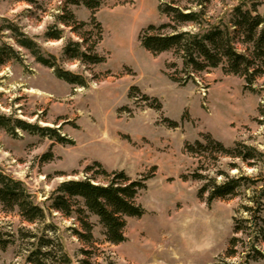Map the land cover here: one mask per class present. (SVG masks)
Instances as JSON below:
<instances>
[{
    "label": "rangeland",
    "instance_id": "obj_1",
    "mask_svg": "<svg viewBox=\"0 0 264 264\" xmlns=\"http://www.w3.org/2000/svg\"><path fill=\"white\" fill-rule=\"evenodd\" d=\"M36 1L0 0V118L8 127H0V170L23 183L46 209V219L29 224L18 210L0 205V229L14 241L0 252V264H28L31 243L37 240L23 236L26 232L61 244L68 264H264V259L245 263L241 246L237 256L227 257L241 201L208 204L199 198L202 183L191 174L209 161L186 150L188 143L210 134L227 147L245 142L264 153V74L247 89L243 77L227 74L223 66L197 74L186 86L173 82L170 76L186 74L181 60L171 52L153 56L139 41L148 26L167 21L159 6L171 0H103L95 16L104 30L98 52L106 62L90 66L71 60L64 46L79 38L56 21L65 1ZM240 1L211 0L209 17L228 19ZM69 9L78 22L91 21L93 14L85 6ZM54 26L64 29L62 40L47 37ZM23 37L37 44L40 55L54 56L64 69L86 77L87 87L59 79L53 68L19 45ZM172 63L177 67L167 68ZM17 121L56 130L72 143H59L48 132L23 130ZM169 121L178 126L169 127ZM232 161H211L203 172L213 175ZM236 162L246 174L257 175L259 169ZM96 163L132 179L153 174L137 199L145 214L127 219L121 244L107 242L97 216L87 213L94 228L92 241L86 242L77 235L85 233L77 216L48 211L47 199L62 182L95 176L102 183ZM89 166L93 170L87 174Z\"/></svg>",
    "mask_w": 264,
    "mask_h": 264
},
{
    "label": "trees",
    "instance_id": "obj_2",
    "mask_svg": "<svg viewBox=\"0 0 264 264\" xmlns=\"http://www.w3.org/2000/svg\"><path fill=\"white\" fill-rule=\"evenodd\" d=\"M17 1L31 5L37 2L36 0ZM64 1L65 6L61 14L57 15L56 21L71 28L79 38V40L70 38L66 42L65 55L71 60L90 66L105 63L106 57L98 52V47L104 38V30L95 16L103 0ZM258 1L250 4L248 0H242L231 9L228 19L218 20L209 17L211 0H171L162 3L159 6V12L166 16L167 21L148 26L143 30L139 41L153 56L171 52L174 57L181 60L186 74L181 78L170 76L171 80L180 86H186L190 81L195 82L197 74L209 73L212 69L223 66L227 74L243 77L246 81V89L251 88L256 79L264 74V12H259V5L263 2ZM183 2L186 4L184 7L180 5ZM81 5L91 10L93 14L89 23L78 22L75 14L69 9V6ZM47 37L51 40H62L64 29L54 26L48 31ZM92 38H94L93 41ZM18 43L31 51L39 63L53 68L59 79L71 85L87 87L86 77L64 69L54 56L40 55L37 44L31 39L23 37L18 39ZM238 45L243 46L242 51ZM10 52L15 55L12 49ZM168 67H177V64L172 63L167 65ZM133 90L137 91V88L133 87ZM157 107L161 108V104L158 103ZM2 119L0 118V127L8 128L2 123ZM169 123V127L178 126V123L174 121ZM15 126L30 132L35 130L48 132L62 144L72 143L57 135L56 130L47 127L29 125L22 121H17ZM186 150L193 157L200 158L199 160L204 158L209 161L208 166L204 164L191 174V179L202 183L198 192L199 198H204L208 204L217 199L239 198L241 201L233 219V237L227 257L237 256L241 246L245 252V263L264 259L262 251L264 246V153L245 142H235L233 146L227 147L210 134L204 135L201 140H196L194 143H188ZM50 157L51 155L46 158ZM222 157L233 160L229 163L228 169L219 168L213 175L203 172L213 165L211 161L217 163ZM236 161H240L249 168L259 169L257 175L246 174ZM96 165L101 168L98 174L104 178L102 183L98 182L95 176L62 182L47 199L48 211L54 210L69 218L77 216L85 232H77V235L86 242L92 241L94 228L88 221L87 213L97 216L107 242L121 244L126 241L124 231L127 219L141 218L145 214V209L137 203V199L140 193L147 189V181L153 178V174L132 179L124 171L108 172L100 163ZM92 168V166L86 168V173L89 174ZM233 170L239 172L232 175ZM184 178L187 179V177ZM0 205L6 211L18 210L21 218L29 224L41 223L46 219V209L33 201L23 183L1 170ZM22 235L37 240L31 243L33 249L27 257L28 264L70 263V258L62 245L57 244L49 236L43 234L38 237L31 232ZM13 242V235L4 233L0 229V252L6 251Z\"/></svg>",
    "mask_w": 264,
    "mask_h": 264
}]
</instances>
